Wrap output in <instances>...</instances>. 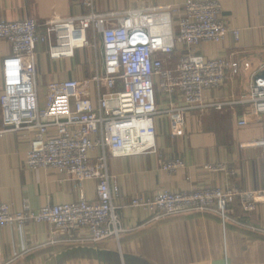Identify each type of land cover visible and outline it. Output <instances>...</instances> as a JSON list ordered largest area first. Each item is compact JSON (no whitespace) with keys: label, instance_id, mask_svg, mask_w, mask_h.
Listing matches in <instances>:
<instances>
[{"label":"built area","instance_id":"built-area-1","mask_svg":"<svg viewBox=\"0 0 264 264\" xmlns=\"http://www.w3.org/2000/svg\"><path fill=\"white\" fill-rule=\"evenodd\" d=\"M78 1L85 14L48 22L40 31L32 19L0 22V39L11 47L2 69L0 137L7 132L33 131L26 167L32 171L56 170L73 181L80 193L76 203L47 205L39 210L25 206L14 214L0 201V229L47 224L53 234L66 235L69 242H118L123 230L114 205L118 187L109 173L108 156L156 154V116L167 117L172 138L183 132L189 111L223 112L232 105L244 106L248 109L237 125L246 126L264 115V63L253 75L247 95L236 101H206L204 94L220 88L227 72L235 76L240 69L236 62L206 59L196 52L200 44L221 43L228 34L235 41L239 39V32L222 21L218 1L188 0L182 5L108 13L97 12L94 0ZM98 39L102 75L96 71L82 80L49 83L40 103L36 46L46 45L51 60L71 59L78 50L95 51ZM248 66L243 65L245 69ZM90 87L95 90V104L89 99ZM157 90L177 96V102L159 110ZM159 168L173 175L184 164L179 158L159 160ZM204 170L227 171L223 165H208ZM86 181L96 182L94 202H87L81 193ZM235 201L244 212H253L264 203V184L257 192L160 190L152 198L132 199L130 206L150 211L155 220L213 212L224 233L228 206ZM79 233L87 237L76 238Z\"/></svg>","mask_w":264,"mask_h":264},{"label":"crops","instance_id":"crops-1","mask_svg":"<svg viewBox=\"0 0 264 264\" xmlns=\"http://www.w3.org/2000/svg\"><path fill=\"white\" fill-rule=\"evenodd\" d=\"M99 13L166 5L188 0H94ZM205 2L209 0H191ZM222 21L239 32L218 44L202 43L196 52L206 59H221L240 65L238 74L226 73L223 85L204 94L206 101H236L247 95L251 79L264 63V0H216ZM86 11L78 0H0V22L34 20L39 26L51 21L75 18ZM176 27V23H175ZM88 58L51 60L47 46H36L37 83L82 80L96 71L102 75V46L98 39ZM11 55L8 42L0 39V97L4 88L3 62ZM176 57V56H175ZM248 64V68L243 67ZM157 107L165 110L177 102L156 91ZM89 99L95 104V90ZM40 103H42L40 101ZM248 108L232 105L223 112L208 109L185 113V128L172 138L166 116H156V154L113 158L108 156L109 173L116 179L114 205L123 230L119 241L69 242L53 234L47 224L0 229V264H264V203L244 212L238 201L228 206L229 220L222 232L213 212L187 213L155 220L150 211L133 208L134 198H152L158 191L189 193L199 189H233L257 192L263 188L264 115L246 126L237 125ZM1 128V111H0ZM33 131L7 132L0 137V201L9 212L26 207L39 210L47 205L76 203L80 193L73 181L56 170H29L26 153ZM96 154H92L95 157ZM181 159L184 168L168 175L159 160ZM208 165H223L226 172H208ZM81 193L87 202L96 201V182L86 181ZM86 238L79 233L76 238Z\"/></svg>","mask_w":264,"mask_h":264},{"label":"rangeland","instance_id":"rangeland-1","mask_svg":"<svg viewBox=\"0 0 264 264\" xmlns=\"http://www.w3.org/2000/svg\"><path fill=\"white\" fill-rule=\"evenodd\" d=\"M174 30H175V33H176V27L175 26H174ZM82 50L92 51L91 48H85V49H82ZM78 51L79 52L77 54H78L79 58H82L83 60L88 58V56H87L88 52H86V51L80 52L81 50H78ZM171 62H170V64H171ZM170 64H169V67L172 66ZM46 86H47V83H38V93H39L40 101L42 103H43L44 97H45V88H46Z\"/></svg>","mask_w":264,"mask_h":264},{"label":"water","instance_id":"water-1","mask_svg":"<svg viewBox=\"0 0 264 264\" xmlns=\"http://www.w3.org/2000/svg\"><path fill=\"white\" fill-rule=\"evenodd\" d=\"M264 74V73H263Z\"/></svg>","mask_w":264,"mask_h":264}]
</instances>
